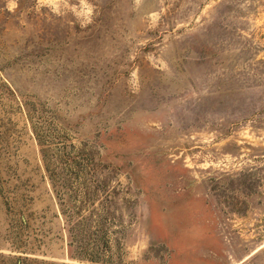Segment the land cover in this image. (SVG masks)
<instances>
[{"label":"rangeland","instance_id":"1","mask_svg":"<svg viewBox=\"0 0 264 264\" xmlns=\"http://www.w3.org/2000/svg\"><path fill=\"white\" fill-rule=\"evenodd\" d=\"M35 128L91 160L99 242L64 224ZM94 244L264 264V0H0V264Z\"/></svg>","mask_w":264,"mask_h":264},{"label":"trees","instance_id":"2","mask_svg":"<svg viewBox=\"0 0 264 264\" xmlns=\"http://www.w3.org/2000/svg\"><path fill=\"white\" fill-rule=\"evenodd\" d=\"M34 133L44 169L64 224L67 227L72 224L70 230L79 231L83 227L87 230L94 229L91 224H96L99 218L101 220V216L91 211L86 216H82L83 206L88 204V198L91 197H88L86 188L88 181L84 176L88 175L89 178H92L94 166L91 160L83 154H73V147L64 142L54 144L51 135L45 131L35 128ZM90 235L94 236L92 242L100 241L96 229L92 230ZM101 254L104 255L96 245L94 253L88 255L87 259L92 262L91 264L107 263Z\"/></svg>","mask_w":264,"mask_h":264}]
</instances>
